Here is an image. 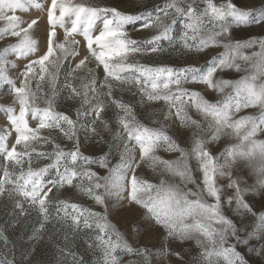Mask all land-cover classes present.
<instances>
[{"label": "snow or ice", "instance_id": "snow-or-ice-1", "mask_svg": "<svg viewBox=\"0 0 264 264\" xmlns=\"http://www.w3.org/2000/svg\"><path fill=\"white\" fill-rule=\"evenodd\" d=\"M134 7L125 11L107 0H0V41H13L0 48V89L6 85L12 97L0 108V200L20 215H37L33 239L52 226L49 264H90L89 253L91 264H124L125 255L139 258L127 264H172V258L177 264H250L241 246L264 262V36L245 34L253 25L264 28V0H163L151 8L136 0ZM129 26L151 34L134 39ZM217 48L223 52L212 55ZM166 52L179 53L183 63L130 59ZM201 56L211 58L200 64ZM17 60L25 61L22 68ZM233 73L241 75L228 78ZM199 85L220 98L210 101ZM125 91L138 99L115 95ZM61 99L73 103L61 111ZM160 102L159 118L152 114L156 126H148L137 106ZM249 108L259 114L241 115ZM182 135L189 146L181 145ZM222 141L234 142L214 153L210 146ZM85 147L98 154L85 155ZM161 150L176 158L161 157ZM145 167L154 180L142 174ZM220 178L227 182L221 185ZM64 189L99 210L60 198ZM114 213L123 230L111 220ZM154 231L157 251L143 243ZM77 238L83 252L76 250ZM189 241L199 249L193 261L173 247ZM8 244L0 229V264H16Z\"/></svg>", "mask_w": 264, "mask_h": 264}, {"label": "rangeland", "instance_id": "rangeland-1", "mask_svg": "<svg viewBox=\"0 0 264 264\" xmlns=\"http://www.w3.org/2000/svg\"><path fill=\"white\" fill-rule=\"evenodd\" d=\"M107 2L122 4L123 10L125 11L131 12V11L136 10L134 7L136 0H107ZM143 2L146 8H151L154 4L163 3V0H143ZM216 2L220 3L222 2V0H216ZM234 2L237 3L238 5L240 4V0H234ZM141 10H144V9H141ZM17 14L22 16V18L24 19H28V14H25V13H17ZM32 14L33 15L35 14V9L32 10ZM0 27H3L2 21H0ZM59 31L62 37L63 30H59ZM235 31L239 33L240 29H235ZM128 32H129V35L134 39H145L151 34L148 30L137 31L135 30L133 26L128 27ZM245 34L255 35V36H264V28H262L259 25H253L251 28L246 29ZM178 35H179V29L173 32L174 38H176ZM77 39H81V38L77 37ZM10 42H13V41L11 40L0 41V48H3L6 45V43H10ZM163 44L165 48L168 47L167 41H164ZM221 52H223V49L217 48V49L212 50V55H218ZM250 53H251V50H246V54H250ZM210 58H211L210 56H201L199 58L198 63L204 64ZM9 59H15V58L10 57ZM130 59L133 61H139L142 64H154V63L158 64L162 62H167V63H173L176 65H180L183 63L180 59L179 53H174L171 56H169V53L167 52L162 55L154 54L152 56H134ZM16 62L21 68L23 67V64L25 63V61L23 60H17ZM189 62H194V61L189 60ZM92 67H94V65H92ZM98 71H99V74L102 76L103 75L102 69ZM17 74H18L17 70H11L9 73V75L12 76L13 78H15ZM239 75L241 74L233 73L228 78L238 79ZM63 78H64L63 75H61L60 77L61 83L63 82ZM188 87L191 88L194 86L189 85ZM195 87H196V90L201 91L205 95V97L209 99L210 101L215 102L217 99L220 98L215 92L204 88V86L202 85L195 86ZM33 88H35V82H33ZM6 90H7L6 85L4 89H0V108L6 107L12 103V97L5 94ZM44 91L45 92L48 91L46 85L44 86ZM115 95L117 97L123 98L125 101H131L133 99H138V97L134 98L132 94L127 91L123 93L116 92ZM59 103L61 104V107L59 110L64 111L66 110L65 106L72 104L73 102L64 101L63 99H61ZM40 104L41 106H43L42 100L40 101ZM76 106H78V102H76ZM162 108H163L162 102L150 103V104H145V105H138L137 112H138L139 118L145 124H147L148 126H156V125H153L151 122L153 118L152 114L156 113L157 114L156 118H159V112ZM247 114L258 115L259 112H258V109L249 108V109L244 110L241 113V115H247ZM191 115L196 119H201L196 114L194 109L191 110ZM4 123L5 121H4L3 113L0 112V126H3ZM31 123L34 126L36 121H31ZM176 127H178V122L176 125H174L172 128L169 129L170 133L173 132ZM180 132L190 134V130H186V129H180ZM104 135H105V139L109 138L107 133H104ZM185 138L186 137L182 135L180 137V143L182 146H189L185 144ZM260 138L264 139V136ZM81 139L82 140L85 139L83 135V130H81ZM233 142L234 141H222L220 143L213 144L210 147L214 153H218L219 150H222L224 144L233 143ZM64 143L67 144L68 142L65 141ZM105 150H107V146H105ZM83 151L85 155L95 156L98 154V149L92 148V147H85ZM158 155H160L161 157L165 159H175L176 158V154H169L162 150L158 152ZM118 158H119L118 154L114 153V158L112 159L111 163L113 165L117 163ZM40 163L42 165L43 163H46V161H41ZM192 164L195 165V161H192ZM142 174L148 179H152V180L155 179V174L152 173L151 170L148 169L147 167L143 169ZM226 182H227L226 178L219 179V183L221 185L225 184ZM248 182L252 183L253 181L252 179L249 178ZM59 195H60V198L62 199H72L75 202L81 203L85 206L93 207L94 210H99V209H96V207L92 204L91 201L87 200L86 198L82 196L75 194L74 190L72 189H64L61 191ZM260 201H261L260 197L252 198V202L255 204L257 211L262 210ZM6 205H7V208H6ZM25 207H27V205H25ZM52 211H53V214H55V210L53 209ZM119 211L120 210L117 209L116 213H118ZM229 215H232V213H229ZM110 218L113 222L117 223L122 230L126 227L124 224L120 223L121 216L119 214L114 213ZM37 227H38V217L34 212L29 213L28 215H20L18 209L15 211H12L11 205L8 204L6 200H0V229L5 230V235H7L8 240H9L8 249H7L8 258L9 259L14 258L16 264H49V261H51L52 256H53V247H52V244L48 243L47 241H48L52 226L49 225L48 229L41 234L42 238L40 240L33 239V234ZM57 242L62 244V239H57ZM143 243L148 245L150 248H152L153 251L159 250V248L161 247V243H160V239L158 236V231H154L150 236H145ZM76 244H77L76 250L83 252V248H84L83 240L77 238ZM173 247L176 248V250L183 251L185 253L184 255L185 261L195 260L199 252V249L195 246L194 242H191V241L185 243L182 247H177L175 242H173ZM238 250L245 253L246 258L250 261V264H264V262H262L260 257H257L254 254L247 252V250L243 246L238 248ZM26 254L28 255V259H24ZM87 259L90 261V264H91V261L93 260V256L91 253L88 254ZM136 259H139V258L130 257V256L125 255L123 257V262L124 264H127L129 260H136ZM163 264H167V261L165 260ZM172 264H177L175 258H172Z\"/></svg>", "mask_w": 264, "mask_h": 264}]
</instances>
